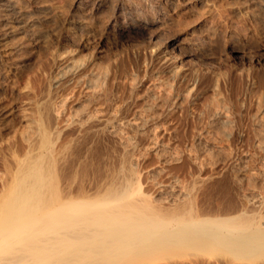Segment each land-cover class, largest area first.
<instances>
[{
	"label": "bare ground",
	"instance_id": "bare-ground-1",
	"mask_svg": "<svg viewBox=\"0 0 264 264\" xmlns=\"http://www.w3.org/2000/svg\"><path fill=\"white\" fill-rule=\"evenodd\" d=\"M221 1L223 2L224 0ZM225 1V3L228 2L227 0ZM230 1L231 0H229V2ZM245 1L250 2V4L252 3V6L257 8L256 10L264 7V0ZM43 2L44 0H0V24L2 26V32L0 33V57H2L3 60H7V62H10V59L15 58L16 60L13 59L10 63L11 67L16 71L19 69V59L16 58L18 55H15L19 54L17 52L23 45V38H30L28 36H31L32 38L39 37V33L33 31V25L37 20L33 17H28L32 8L31 6L34 4L33 6L40 5V7H42L45 4H43ZM113 2L114 11H112L113 13L110 15L105 28L108 36H112L115 39H141L142 41H145L147 45L149 44L151 47H153L152 50L148 47V49L150 50V54L153 56L159 53L165 54V52H169L172 49H177L180 52L181 50L179 49V47H181L182 43L184 42L188 47V56L191 57V60L193 62L192 63L190 61L191 64L195 65L196 63L198 64V66L201 65L206 67L207 70L210 68L208 71H211V68L213 69V65H211L212 61H210L209 59V57L211 56H206V54L201 50L207 49V47L204 48L205 45L202 46L203 48L200 46L203 44H206L207 46L208 44L206 42L210 41L212 37L210 35L212 33H210L211 29H209L207 24L208 21L206 22L207 18L206 20H204L202 19V16V18H200L202 20L200 21L195 19V21L197 20L198 22L196 21V23L193 24V29L191 32V34L193 35L192 37L195 38L191 39L189 37L190 39H186L185 35L184 39L181 34L176 35V33L178 32L175 33V36L170 37L166 36V31L167 29H169L167 28L169 25L168 21L167 19L165 20L164 16L162 15L165 3H170L173 5L174 3H176V0H114ZM144 2L148 4V6L146 5L147 7L143 4ZM222 2H216V5H218L219 3L221 4L220 7H218V5L215 6V8H221L222 6L226 7V4L222 5ZM247 2L245 4H248ZM106 3L107 0L75 1V5L78 9H81L88 13L92 11L94 12L96 9H101V7L105 6ZM231 3L235 4V1ZM240 3V5H244V3L242 4V2ZM233 4L229 5H231L230 7H232L234 11V8L236 7L233 8ZM229 5L227 6L228 8H230ZM215 8L210 10H216ZM222 8L220 10H222ZM241 8L242 7H240V9ZM254 13L252 12V15ZM203 15L206 16L205 14ZM176 21L179 22L178 19ZM104 25L105 24H103V26ZM182 26L180 25L179 28H181ZM69 29L68 31H70ZM68 31L66 32L65 28L66 34L63 37H61V35L59 34L60 37H58L64 38L63 40L67 41L69 39L68 33H70ZM211 31H213V29ZM180 32L182 31H179V33ZM18 38H22V41ZM25 47L24 49H26ZM70 52L72 53L71 50H68V53L71 55ZM67 54H65V57H63V53L61 54L63 55L62 57L60 54H58V64L60 66V69L58 70L59 72L57 71V76L53 78V85L55 84V86L57 87V84L61 83L62 85V83H64L66 79L74 78L73 80H78L79 83H81L80 81H82V83L84 82L83 87L85 88V84L91 87L92 83L94 84L96 83V80L100 79H91V77H89L88 75L90 72L89 70V72H86L85 76H83V61L79 64V61H77L78 59H73L75 61L74 62L71 59L72 55L70 56ZM56 60L54 59V61ZM86 67L88 66H85V68ZM207 70L205 72L209 73L207 72ZM201 73L203 74V72ZM91 74L94 73H90V76ZM205 75L203 74V76ZM92 80L95 81L92 82ZM67 82L69 81L66 80L64 84H66ZM99 83L98 87H100L99 85H101ZM133 84L135 85L136 83ZM133 84H131L130 82L129 85H132L133 88H137V84L135 85V87ZM61 85H59V87ZM94 85L96 86L97 83ZM46 88L53 87H50L49 85V87L47 86ZM62 88L64 89V87ZM87 88L85 89L86 92L89 91V89L87 90ZM129 88L130 91H132V87L129 86ZM56 89V91H58L59 88ZM93 89V94L95 92V94L99 92L96 91V88ZM130 91L128 92L130 93ZM151 91L153 90L151 89ZM47 92H52V94H49L50 97H52V100L56 99L53 98V96L55 97L54 94H56L57 92L55 93V91L53 92V90H48ZM88 94L92 95L90 93ZM104 94H106V92ZM49 95L46 96V94H42L41 99H39L40 97H38V100L32 103L35 105L36 110V113L34 111V114H36L35 117H32L33 123L30 121V123L34 124V127L31 125L34 128V131L33 133L30 132L33 138L30 140L31 136H29V141L27 140L28 145L26 143L27 146L23 143L26 146V148H23L25 150H23L22 153L20 152L21 154L17 151L18 154L17 152L13 154V152L10 157H2L3 160L1 164L4 167V173L0 177V264H161L158 262V260L160 262L162 260V262L166 260H169L167 262H170V260L171 262H175L178 259V261L181 260L179 264H204L202 263L203 261L206 262V259H204V257H208L210 259L209 260L207 258V260H209L208 264H264L263 195L262 197L261 195L260 197H256L254 196L255 194H252L253 196L251 197L250 195H241L240 197L238 194L237 195L239 197H237L236 194L235 196H233L234 190H232V193L229 192L231 186H223L224 184H221L222 186H220L219 183L210 185V182L208 183L210 177L208 178L206 176H203V174H199L200 176H195V179H191V181H188L187 184L180 183L181 185L179 183V185L175 184L174 182L169 183L170 181L167 183L156 181L157 177L154 176L156 174H153L154 172L150 174L154 176L156 180H154L155 178L151 177V175L150 179V177H148V174L147 176L146 173L144 174V171L146 170H143V166L145 165H142L139 159L142 155H146L142 154V152H144V149L141 151V153L139 152L140 154H142L140 155V157L137 155V152L139 148L141 149V147L139 146H142L145 143L148 144L149 140H147V142L143 144L145 140L144 139L142 144L140 143L139 145L137 143V141L139 140L138 138V140H136L135 142L133 141V138L129 139L131 137H134V135L132 136V133L129 129H134L136 127L135 129L141 130V124L144 123L143 121L147 119L145 115H150L149 111L156 108H154L153 104H156L157 106L158 101H154L155 103H153L152 105L150 104L151 102H148V106L147 104L144 105L147 106L144 107V111L146 110V108L149 111L146 112V110L145 114L144 112L139 114L141 116H139L141 119L143 118L142 114L144 116L141 123L136 122L139 119V117H137L138 115L135 116V118L137 117L136 121L132 119L134 117L133 116L131 118L132 120H129L127 122L130 126L128 127V130L131 133V137L129 135V131H127L129 138L127 139L126 136V139L124 140V138L120 136L124 131L122 132L119 130L121 123H123V118L120 114V110L114 111V108L113 111H107L106 113L104 111V114H99L100 111L94 114L90 113L91 115H87L85 119H78L79 117L76 116V113V115L74 116H76L77 118L71 115L73 116V118L64 120L63 116H65V114L62 115L61 113H57L54 110V108L58 106L56 105L55 107V105L53 104L54 102L51 100ZM164 95L162 94V96ZM166 97L167 96L163 97V101L171 102V100L165 99ZM98 100L100 99H97V101ZM146 100L145 103H147ZM159 101H161L162 103V98ZM92 102H95V100ZM170 102L169 104L171 105L169 106L171 107L172 104H174V101H172L173 103ZM63 103L65 104L66 102ZM160 104H158L157 107L161 108V106H159ZM166 104L167 102L165 103V105ZM0 109L3 115V113H5L6 111L3 108ZM60 109L62 110V108L58 107V111ZM81 111L82 110H80V112ZM152 112H154V110ZM155 112L153 114H155L156 117L157 112ZM218 113L219 112H217V114L215 113L216 118L219 115L221 120H226L224 121L225 123L221 122L222 124H227L226 122L232 121L230 119V116V120H228V115L224 118L222 113L221 115ZM66 115L68 116V114ZM210 115L212 116V113ZM158 116L159 115H157V117ZM151 117L153 118L154 116L152 115ZM214 117L215 116H213V118ZM148 118L150 119V116ZM149 119L148 121L151 120ZM214 119L210 118V120ZM218 119L219 118H217L215 121H217ZM125 121L126 120H124V122ZM154 121L155 120L151 122ZM151 122H148V125ZM127 123H125V125ZM145 124L146 123H144V125ZM125 125L123 124V126ZM126 127L122 128H124L125 130ZM70 130H72V132H70ZM119 131L121 133L120 135ZM142 131H144V129ZM145 131L150 132V130ZM141 132L139 133V136L144 134L143 132L141 134ZM155 132L156 130L154 131V133H152V131L151 133H149V139L151 138L153 140L157 138L158 133L156 132L155 134ZM67 133L72 137L69 138ZM88 134H99L100 137H98L99 135L97 136L99 139H102L103 136L101 135H108L110 139L111 137H113L114 141L116 140V146L119 147L120 156L117 155L119 156V158L117 157V162L114 161V165H109L113 162H109L107 164L102 163L104 165H102L100 162H97V160V163L92 162L93 160L95 161V157L94 159L90 158L91 160L87 159L85 155L88 156V154H81L83 152L82 150H80V148L77 150L79 152L81 151V153H78V151L77 153L74 152L76 151V149H74V146H77L78 143L81 142L82 139H84V137ZM125 135H127V133ZM125 135L123 134V136ZM262 137L264 138V136ZM262 137L261 140L259 137L260 142H264V139L262 140ZM107 138L104 139L106 140ZM113 138L111 139L112 142ZM85 139L84 141L86 142L89 139L91 140V138L86 140ZM152 140H150V142ZM84 141H82V145H84ZM96 142H99V140L96 141L95 139L94 144ZM103 142L104 144L102 143V145H105V141ZM161 142H159L158 140H153L150 144H145L146 151L144 153L149 155L151 152L154 153L155 151L154 155H159V157H161L163 154L165 155V153L167 154L168 149L166 150L165 148H163L167 145H164ZM87 144L89 145V142ZM99 145L102 146L101 144ZM107 146L108 145H105L103 147L106 148ZM112 146H115V143ZM89 147L90 146H88V148ZM112 149L113 147H110V149L106 150L110 152L109 150ZM164 149L166 151L163 153L162 151ZM196 149L200 150L201 148H198L197 146ZM100 150L102 149H99L98 151ZM85 151L87 150H84V153H86ZM158 151L163 154L161 155L160 152L156 154V152ZM202 151H199L197 153L200 154ZM87 153L90 154V151H87ZM101 153V151L100 154L98 152V156H100ZM197 153H194L195 156L198 155ZM92 154L93 156H95L97 153L94 155L93 152L91 153V156ZM105 154L107 155V153ZM105 154L103 153L102 155L104 156H100V158L102 157L101 160H104V157L106 156ZM191 154L192 153H190V156ZM194 154L191 160H193V163L195 164L197 161L194 162ZM110 155L112 156L113 154ZM110 155H108V157L105 159L109 161ZM83 156H85L86 160L83 158ZM114 156L115 155H113V157ZM170 157L173 158V156L171 155ZM201 157L202 156H200V159H202ZM228 157H230V155ZM228 157L226 158L228 159ZM100 158L98 159L100 160ZM172 158L170 159L172 160ZM230 158L229 160H231ZM112 159H110V161ZM200 159L198 162L201 163L202 161ZM88 160L91 162H89ZM168 160L164 158L163 162L165 164H170ZM173 160L175 162L177 161V159ZM204 160L205 158H203V165L204 163H207L206 160L205 162ZM163 162H160V164H163ZM215 163L217 164L218 161H216ZM195 165H199L197 167L201 166L200 164ZM88 167L91 169L93 167V170H89L88 172ZM90 171H93L94 175L90 173ZM87 173H90L92 175H87ZM86 175L89 179L90 177L94 176V179L92 177L93 181L86 183L87 181H89L87 180V177L85 178L86 181H84L83 177H85ZM177 181L179 180L177 179ZM217 190L218 194L216 193V197L218 195L221 196L223 192L225 194V197L223 198L222 195L221 198H214L215 200L217 199L215 202H211L210 200H212V197H210V199L206 201H209L211 203L203 202V200L205 199H203V196L202 200L201 195H205V197L206 195L210 196L212 195V193L217 192ZM219 190H222L221 194H219ZM238 190L239 189L236 190L237 193ZM209 196H207V199Z\"/></svg>",
	"mask_w": 264,
	"mask_h": 264
},
{
	"label": "rangeland",
	"instance_id": "rangeland-1",
	"mask_svg": "<svg viewBox=\"0 0 264 264\" xmlns=\"http://www.w3.org/2000/svg\"><path fill=\"white\" fill-rule=\"evenodd\" d=\"M75 1L76 0H44L43 4L45 3L46 6L44 4V6L42 7H40V5L33 6V4L31 6L32 8L28 17H33L37 20L33 25V31L38 32L39 37L32 38L31 36H28L30 38H25L26 40L23 38V45L21 47L22 51L20 48L17 52L19 54L15 55H18L16 58L19 59V69L17 71L11 67L10 63L15 58L10 59V62H7V60H3V58L0 57V108H3L6 111H4L5 113H3V115L2 111H0V177L4 173V167L1 164L3 160L2 157H10L13 152V154H15L17 151L19 153H22L23 150H25L23 148H26V146L28 145V138H30L29 136H31V133H33L34 131L32 117H35L36 115L34 114V111L36 113L35 105L32 103L38 100V97H40L39 99H41L42 94H46V96L52 94V92L48 93L47 91L53 90V92L55 91V93H57L54 94L55 97L53 95L51 96L56 99L52 100V97H50V95L49 97L54 102L52 103L55 105V107L57 105L59 108H62V110L60 109L58 111V107H56L54 108V110L57 113H61L62 115L65 114L66 119L65 116H63L64 120L73 118L76 113V116L79 117L78 119H85V117H87V115H89L90 113L94 114L100 111L99 114H104V111L106 113L107 111H113V109L115 108L114 111L120 110V114L123 118V123H121L119 130L122 132L124 131L123 134L125 135L127 133V135L123 136L120 131L119 135L121 134L120 136H122L124 140L126 139V136L127 139L129 138V135L131 137V133L132 136L134 135V137H131L129 139L133 138L134 142L139 139L137 141L139 145L140 143L142 144L144 139L145 140L143 144L147 142V140H149L148 144H150L153 140H158L159 142H161L162 140L161 143L167 145L163 148H165L166 150L168 149L167 154L165 153V155L163 154L166 151L165 149L162 151L163 153H161L160 151L156 152V154L160 152L161 155L163 154L162 156H165L162 157L160 155L162 158L159 157V155H156V157L154 155L155 151L154 153L151 152L149 155L144 153L146 151L145 144L147 143L139 146L141 147V149H138L137 155L139 157L142 154L146 155L141 156L142 158H145L142 159L140 157L139 159L140 163H142V165H145L143 166V170H146L144 171V174L146 173V176L148 174V177H150L152 172H154L153 174L156 173L154 176L157 177V180L154 176L151 175V177H154L155 179H152L156 181H161L164 183L170 181L169 183L174 182L175 184H187L188 181H191V179L194 180L195 176H200L203 174V176H206L208 178L210 177V180L208 181V183L210 182V185L219 183L220 186H222L221 184H224L223 186L227 187L231 186L232 189L231 187V190L229 188L228 189L231 193L233 192L232 190H234L233 196H235L236 194L237 197H241V195H250L251 197L255 194L254 196L256 197H260V195L261 197L262 195L264 197V194H261L264 193V142L261 141V143L259 141V137L261 140V137L264 136V7H261L259 9V13V10H256L257 8L252 6V3L250 4V2H247L245 0H231L230 2L229 0H227V3H225V0L223 2L221 0H179V2L178 0H176V3H174L173 5L170 3H165L162 16H164L165 20L167 19L169 24L167 27L169 29H167L166 31V36L173 37L175 36V33L178 32L176 33V35L181 34L183 38L186 35V39H193L195 38L192 37L193 35L191 34L193 24L196 23L197 20H206L207 18L206 22L208 21L207 24L209 29H213V31L210 30V33H212H209L212 36L210 40L211 42H206L208 44L207 46L206 44L200 46L202 47L205 45L204 48L207 47V49L201 50L206 54V56H211L209 57V59L210 61H212L211 65H213V69L211 68V71H208L210 68L207 70V68L204 66L199 65L201 67L200 68L196 63L195 65L191 64L192 60L191 57L188 56V47L184 42L182 43L183 46L181 45V47H179V49L181 50L180 52L177 49H172L169 51L171 54L169 52H165V54L167 55H165L164 53H159L160 56L159 54H155V56H153L150 54L149 50L150 48L152 50L153 47H151L149 44L147 45V43L145 41H142L141 39H115L112 36H108L105 28L110 15L113 13L112 11H114V0H107L105 6L101 7V9H96L94 12L92 11L89 13L78 9L75 5ZM233 1H235V4L231 3ZM216 2H222V5L226 4V7L229 4H233V8H236H234L233 11L232 7H230L231 5H229L230 8H226L225 6L221 5L223 8L221 7L222 10H220L221 8L218 7H220L221 3H219L218 6L215 4ZM240 2H242V4L244 3V5H240ZM246 2L248 4H245ZM143 4L145 6H148L146 2H144ZM237 4L239 5V7ZM215 6L218 7L215 8ZM203 7L207 8L204 9ZM240 7L242 8L240 9ZM214 8L218 12L216 10L211 11ZM252 12L255 13L252 15ZM203 14H205L206 16H204ZM38 17L41 19H39ZM177 19L178 21L180 19V21L177 22ZM195 19L197 20L195 21ZM181 20L184 25L181 23ZM103 24L105 25L103 26ZM180 25L183 26L179 28ZM64 26L66 28V32L70 28V31H68L70 32L68 33L69 39L67 41L63 40L64 38H59L60 35L61 37H63L66 34ZM170 29H172L173 31ZM179 31L182 32L179 33ZM1 32L2 26L0 24V33ZM19 40L22 41V38ZM24 47L26 49H24ZM68 50L72 51V53L70 52L72 56L68 53ZM60 52H62L64 56L61 55L62 53ZM175 53L178 54L176 55ZM58 54H60L61 57H65V54L70 55L72 60L78 59L77 61H79V64L83 61V76H85L86 72L90 71L89 74H87L89 75V77H91V79L100 78L99 80L95 79L97 85L95 86L94 84L96 83H92L90 87L85 84L84 88V82L82 83V81H80L82 83L81 84L78 80V82L76 80H73L74 78L66 79L67 81H69L66 84H64L66 81L65 80L62 85L61 83L57 84V87L55 86V84L53 85V78L57 76L59 72L58 70L60 69V66L58 64ZM56 58L58 61L56 60ZM54 59L57 62L54 61ZM85 66H88L86 67L87 69L85 68ZM206 70L209 73H206ZM91 71L94 74H91L90 76V73H92ZM201 72L206 75L203 76ZM94 81L92 80V82ZM130 82L131 84L136 83L137 88H133L132 85H129ZM98 83L101 84L99 85L100 87H98ZM49 85L55 90L53 88H46L47 86L49 87ZM59 85H61V88L59 87ZM127 85L132 87V91H130L129 86ZM62 87H64V89ZM56 88H59L58 91H56ZM86 88L87 90L89 89V91L86 92ZM93 88H96L97 92L101 91L102 93L98 92V96L97 94H95L96 92L93 94ZM135 89L137 90V92ZM151 89L153 91H151ZM128 91H130V93ZM105 92L106 94H104ZM88 93L92 94L93 98L92 95H89ZM162 94L165 95L162 96ZM160 96L162 98V101L164 100L163 97L165 96H167L165 99L171 100V102L174 101V104H172L171 106L172 108L169 106L171 105L169 104L170 101H163L161 103V101H159L161 100ZM95 97H98L97 99L100 100L97 101ZM74 100L75 102H77L75 103ZM94 100L95 102H92ZM145 100L147 103H145ZM154 101H158V104L161 103L162 105H159L161 106V108L157 107L158 104L157 106L156 104L154 105ZM63 102L66 103L64 104ZM148 102H151L150 104H153L154 108L156 107L153 110L154 112L156 111L157 113H155L159 116L157 117L156 115L155 117V114H153L154 112H152L153 110L151 109L152 111L150 110V112L146 108L147 111H145H149V116L151 119L150 120L148 118L149 116L146 113V122V120H142L144 118L143 114L142 119L140 118L141 116L139 114L142 112H144L145 114L144 107H147L149 105ZM166 102L168 105H165ZM145 104H147V106H144ZM80 110L82 111L80 112ZM213 110L214 112L216 111V114L217 112H219L218 114L220 115L222 113L224 118L228 115V120L231 119L232 121L229 122L227 120L229 123L226 122L227 124H222L225 123L224 121L226 120L222 119V121L219 115L217 116V118H219L220 120L218 119L217 121H215L217 118ZM211 113L212 116L210 115ZM66 114H68L69 117ZM152 115L154 116L153 118L151 117ZM76 116L74 117L77 118ZM135 116H140V120L138 119L139 121H136L137 117L135 118ZM213 116H215V119L213 118ZM131 118L138 123H141L143 121L146 124H141L142 126L144 125L143 127H140L141 130L135 129L136 127L134 129H129L128 127L130 126L127 122L129 120H132ZM210 118L214 120H210ZM148 119L150 121H148ZM124 120L126 121L124 122ZM153 120L155 121L151 122ZM30 121L32 123H30ZM148 122L151 123H149L148 125ZM125 123L127 124L125 125ZM210 123L216 125H211ZM123 124L125 126H123ZM122 127H126V129L124 130V128ZM128 129L131 131V133ZM143 129L144 131H142ZM133 130H136L137 133ZM145 130H150V132H146ZM155 130L158 133L157 138H160H155L153 140L151 138L149 139V133H151V131L152 133H154ZM127 131H129V135ZM141 131L144 134H142ZM70 132H72V130H70ZM140 132L143 136L141 134V136H139ZM90 135H86L87 137H90L87 138L85 136L84 139L91 138V140H89L92 143L89 140L86 142L84 141V139H82V141H84V145H82L83 142L80 140L81 142H79L77 146H74V149H76V151L74 152L77 153V149L80 148L83 153H81V151H78V153H81L83 155L88 154V156L85 155L87 159H94L95 157V161L93 160L92 162H100L101 164L113 162L109 165H114V161H116L117 157L119 158L120 156L119 147L116 146V140L114 141V138L111 137V139L113 138L112 142L108 135H106L108 138L105 135H101L103 136L102 139L98 138L100 137L99 134V136L96 134H93L95 136H93L92 134ZM70 137L72 136H69V138ZM32 138L33 136H31L30 140ZM104 138L107 139L105 140ZM95 139L96 141L99 140V142L101 143L96 142L95 145ZM263 139L264 138L262 137V140ZM150 140L152 141L150 142ZM103 141H105V145H108L106 148L103 147L105 145H102V143L104 144ZM88 142L89 145L87 144ZM23 143L25 145L27 143V145L25 146ZM98 143L102 146H100ZM114 143L115 146H112L114 145ZM88 146L90 147L88 148ZM197 146L205 152H203L201 149H196ZM110 147H113V149L109 150L110 152H108L107 150L110 149ZM99 149H102L100 150L102 152L101 155L103 153H107V155L105 154L106 156L104 157V160H101V155L98 156L100 154V151H98ZM84 150H87L88 152L90 151V154L87 153V151H85L86 153H84ZM142 150L144 152L140 154ZM92 151L94 152V155L96 153L97 154L95 156H93L92 154L91 156V153H93ZM113 151L118 153H115ZM199 151L202 152L199 154L197 153ZM109 153L115 156L113 157V155L111 156ZM190 153H192L191 156ZM194 153L198 154L196 155L197 157L199 155L202 156V159H200V156L197 158ZM193 154L195 156L193 158L195 160L194 162L197 161L195 164H200V167H197L199 165H195L193 163V160H191ZM108 155L111 156V158L109 156V161L105 159L108 157ZM147 155L148 157H150L148 158ZM170 155L173 156V158L170 157ZM229 155L232 158L228 157ZM85 156H83L84 159ZM168 157L172 158V160ZM226 157H228V159ZM98 158H100V160ZM164 158H166L167 160L170 159L168 160L170 164H165L163 162ZM203 158H205L207 162L206 164L204 163V165ZM229 158L232 161L229 160ZM110 159H112L113 161H110ZM173 159H177V161L175 162ZM199 159L202 161L201 163L198 162ZM216 161H218L217 164L215 163ZM222 161L224 164L222 163ZM160 162H163V164H160ZM219 162L222 164H220ZM89 170H93V167L92 169L89 168L88 172ZM90 173L94 175L93 171H90ZM90 173H87V175L91 176L92 174ZM87 175L83 177L84 181H86L85 178L87 177ZM92 177L94 179V176ZM92 177H90V179L87 177V180L89 181H87L86 183L93 181ZM177 179L179 181H177ZM237 189H239L240 193L242 194L239 193V190L237 193ZM221 191L219 190V194H221ZM247 192L251 193L248 194ZM216 193L218 194V190L217 192L212 193V195L214 196L206 195L205 197V195H201V199L204 196L205 198L203 197V199L205 200H202L203 202L207 203L209 201L206 200H209L210 197H212V200H210L211 202H215L217 199L215 200L214 198H221L222 195L223 198L225 197L224 192L221 196L218 195L217 197ZM207 196H209L208 199ZM207 258L208 257H204V259H206V262L203 261L202 263L208 264L210 259L208 258L209 260H207ZM162 261L160 262L158 260V262L161 264H166V262L169 260H166L164 262ZM177 261L171 262L170 260L171 263L175 264H179L181 260L178 262ZM170 262H167V264Z\"/></svg>",
	"mask_w": 264,
	"mask_h": 264
}]
</instances>
